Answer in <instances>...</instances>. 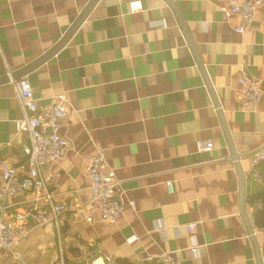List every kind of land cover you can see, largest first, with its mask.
<instances>
[{
    "label": "crops",
    "instance_id": "obj_1",
    "mask_svg": "<svg viewBox=\"0 0 264 264\" xmlns=\"http://www.w3.org/2000/svg\"><path fill=\"white\" fill-rule=\"evenodd\" d=\"M88 1L0 0V76L47 52ZM227 1L173 0L238 154L264 264V224L255 219L264 218V162L253 177L250 158L264 145V101L243 107L239 99L245 74L264 89V3L239 32V16L221 10ZM152 18L166 26L150 27ZM26 75L40 108L61 93L69 104L58 129L68 146L42 167L53 200L67 209L59 235L52 223L34 228L15 246L17 256L0 253V264H53L59 242L66 264H150L162 250L174 252L178 264H257L216 108L165 0H97L57 53ZM22 114L11 82L1 83L0 159L20 168ZM206 139L212 150L198 151L196 142ZM99 149L120 180L123 210L110 223L98 213L73 220V208L88 200L85 160ZM44 203L26 191L8 199L3 214ZM191 222L197 225L189 231Z\"/></svg>",
    "mask_w": 264,
    "mask_h": 264
},
{
    "label": "built area",
    "instance_id": "obj_2",
    "mask_svg": "<svg viewBox=\"0 0 264 264\" xmlns=\"http://www.w3.org/2000/svg\"><path fill=\"white\" fill-rule=\"evenodd\" d=\"M264 3V0H228L221 6L226 14H237L240 23L237 31L243 32L251 23L256 7ZM150 27H165L163 18H152L148 21ZM243 70V69H242ZM7 70L5 75H10ZM17 101L22 109V117L16 124L20 131L27 136L24 145V164L14 166L0 159V253L10 252L17 256L15 246L25 238L34 228L42 227L48 223L54 224L57 233H60L61 216L66 211V206L53 200V194L42 174L45 164L62 158L68 146V140L59 133L58 129L69 111L66 96L54 95L43 107H39L38 100L34 97L33 90L27 75L10 80ZM239 99L243 107L254 106L264 101V89L259 81L248 74L244 75L242 87L239 90ZM213 148L211 140H198V151H210ZM252 176L258 177L257 166L264 162V145L256 148L251 156ZM85 175L87 178L88 200L82 206L72 210L73 220H90L95 213L99 214L105 222L115 221L121 214L123 203V190L115 170L109 166L103 150L97 152L85 160ZM171 190V183L167 182ZM26 191L34 193V199H41L45 203L34 205L23 211L15 212L11 218L4 217L7 200ZM128 205L135 207L133 200H128ZM197 223L191 222L186 228L194 230ZM264 233V227L260 229ZM196 251V247H192ZM108 261L111 258L107 256ZM53 264H66L64 260V248L61 242L58 244V257ZM83 264H95L94 261H85ZM150 264H178L175 254L169 250H162L151 258Z\"/></svg>",
    "mask_w": 264,
    "mask_h": 264
},
{
    "label": "water",
    "instance_id": "obj_3",
    "mask_svg": "<svg viewBox=\"0 0 264 264\" xmlns=\"http://www.w3.org/2000/svg\"><path fill=\"white\" fill-rule=\"evenodd\" d=\"M97 0H89L87 2V4L85 5V7L82 9V11L79 13V15L77 16V18L74 20V22L70 25V27L68 28V30L65 32V34L62 36V38L54 45L52 46L47 52H45L44 54H42L41 56H39L38 58H36L35 60H33L32 62H30L29 64H27L26 66H24L23 68L15 71V72H11L10 75H2L0 76V84L1 83H5V82H10V80L13 79H17L23 75H26L28 72H30L31 70H33L34 68L38 67L39 65H41L42 63H44L45 61H47L48 59H50L53 55H55L57 53V51L68 41V39L70 38V36L74 33V31L77 29V27L80 25V23L84 20L85 16L87 15V13L89 12V10L91 9V7L94 5V3ZM170 8L172 9L175 18L190 46V49L194 55V58L196 60V63L204 77V81L205 84L208 88L209 94L212 97L213 100V104L216 108V112L218 114L219 120H220V124L227 142V145L229 147L230 150V156L232 157V160L234 162V166L237 170L238 173V179H239V201H240V214L243 218L244 224L246 226V230L250 236V240L252 242L253 245V249H254V254H255V258L257 261V264H261L260 261V254L258 251V246L256 244V239L254 236V232H253V228L251 226V223L248 219V216L246 214V209H245V204H246V195H245V176L242 172L240 163H239V157L238 154L236 153L235 149H234V144H233V140L231 137L230 132L228 131L225 121H224V117L222 115L221 109H220V105L218 103V100L215 96L214 90L212 89V86L210 84V81L208 79V77L206 76L204 70H203V66L202 63L198 57V54L196 52V49L194 47V44L188 34V31L186 29V26L180 16V13L175 5V3L173 2V0H165Z\"/></svg>",
    "mask_w": 264,
    "mask_h": 264
},
{
    "label": "trees",
    "instance_id": "obj_4",
    "mask_svg": "<svg viewBox=\"0 0 264 264\" xmlns=\"http://www.w3.org/2000/svg\"><path fill=\"white\" fill-rule=\"evenodd\" d=\"M255 219H256V222H257V223L264 224V218H263V217H262V218H258V217L256 216Z\"/></svg>",
    "mask_w": 264,
    "mask_h": 264
}]
</instances>
